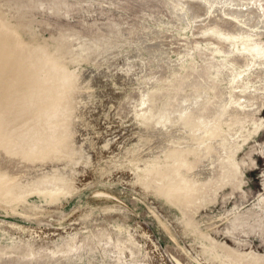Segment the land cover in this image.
I'll use <instances>...</instances> for the list:
<instances>
[{
    "label": "rangeland",
    "instance_id": "1",
    "mask_svg": "<svg viewBox=\"0 0 264 264\" xmlns=\"http://www.w3.org/2000/svg\"><path fill=\"white\" fill-rule=\"evenodd\" d=\"M1 30L45 92L26 128L52 141L0 129V264H264V73L218 14L0 0Z\"/></svg>",
    "mask_w": 264,
    "mask_h": 264
},
{
    "label": "bare ground",
    "instance_id": "2",
    "mask_svg": "<svg viewBox=\"0 0 264 264\" xmlns=\"http://www.w3.org/2000/svg\"><path fill=\"white\" fill-rule=\"evenodd\" d=\"M192 1H200L207 14H218L223 20V25L230 28V31L225 34H229V37L225 36V39L230 41L233 48H237L238 44L242 46V58L244 63L249 66V69L246 71L256 68V73L259 71L264 73V49L258 44V41L264 37V16L262 12L251 15L249 12H251V9L253 10V7L242 1ZM186 17L187 16L184 18ZM227 23H229V25ZM2 34L9 35L10 40L5 35L0 39V129H2L7 135H12L13 137L11 138L15 139L20 146L27 147V140L29 138H34L35 143H38V145H44L51 140L46 132L48 130L45 131L43 128L41 129L37 125H34L32 126V132H30L29 129L26 128L28 125H25L24 122V116L26 117L25 114H27V112L29 113V106L34 107V105H39L42 102L41 98H44L43 95L45 92L39 84H37L39 83V75L37 72L28 70V53H22L17 50L14 45L7 47V45L12 43L11 35L4 30H1L0 38ZM242 107L246 109L249 108L247 106V100H244ZM63 113L64 112L58 110L56 115L55 113L51 115V118L58 119L61 114L62 116L65 115ZM21 127L25 128L23 129L24 131L21 130ZM58 128L61 129L60 126H58ZM17 129H20L21 132H18ZM55 129H57L56 126ZM53 136H55V134ZM51 144L53 143L51 142ZM55 147L57 148V146Z\"/></svg>",
    "mask_w": 264,
    "mask_h": 264
}]
</instances>
